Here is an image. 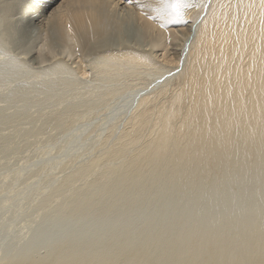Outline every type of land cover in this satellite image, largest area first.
Returning <instances> with one entry per match:
<instances>
[{
  "label": "rangeland",
  "instance_id": "1",
  "mask_svg": "<svg viewBox=\"0 0 264 264\" xmlns=\"http://www.w3.org/2000/svg\"><path fill=\"white\" fill-rule=\"evenodd\" d=\"M41 1L0 0V263L127 264L129 259L128 264H175L174 258L181 255L177 256L176 261L179 259V262L176 264L181 260L180 264L189 262L191 257L194 262L196 258H203V261L199 258L197 263L192 262L194 264H202L206 261L205 258L209 259L203 264H256L255 259L262 264L264 253L261 252L264 250H259L264 247L262 144L258 143L259 146L256 143L257 148L263 152L262 154L257 149V154L253 150L256 148H253L255 142L248 143L251 145L245 147L244 140L240 139L243 141L241 146L236 143L240 140L234 143L240 148L244 145L245 149L242 150V147L240 150L234 145L241 152L236 153L238 150L234 148L233 154L227 153L229 157L224 154V149L222 153L228 157L225 161L222 154V158L218 153V157H215L216 150L212 152L214 155L202 151L204 158L209 155L205 161L202 157L200 160L199 152L193 157V161L196 159L197 162L193 163L192 158H188L186 161L191 163L186 162V165L184 158V163L180 166L178 156L174 155L177 157L174 161L179 165L176 166L179 171H176L174 162L171 165L174 168L170 169L165 164L166 161L162 162L167 166L165 168L161 159V166L157 165V168L153 162L152 165L149 162L141 163L143 166L138 164L140 167L137 164H132V167L130 163L134 170L131 171L129 166L127 172L124 168L122 171L117 169V172L115 167L116 173L113 171V174H109L110 167L114 166L112 161L118 162V157L111 159L106 150L109 148L100 147L102 143L103 146L106 144L105 138L111 130L112 134L116 132L115 141L121 139L119 132H123L124 126H130L127 119L131 118L129 116L135 108L137 110L136 106L142 98L154 92L155 95L152 96H158V91L161 88L166 90L167 85L170 88L172 86V89L177 88L179 78L186 69L184 63H189L188 50L191 51L197 24H193V19L196 21L205 0H181L180 8L184 9H179L178 12L175 8L176 1L172 0L175 14L180 15L178 22L167 27L169 30L173 28V38L169 35L168 40L157 41L158 44L147 39L142 44H146L145 49L143 46L128 49L121 44L112 48L118 53L122 50L120 53L134 51L151 56L146 60L148 66L142 70L144 73L139 70V75L136 76L135 72L132 73L134 77L124 78L123 73L127 70L125 67L123 70H115L116 72L113 70L111 77L102 72L105 71L104 68H100L102 56L112 49H100L94 44L96 47H86L82 39L71 33L64 34L57 43L52 44L47 39L44 28L39 27L29 44L22 45L19 27L27 24L26 20H30L33 13L52 14V10L47 11L44 0ZM185 4L190 9L184 7ZM175 37L180 38L174 39ZM165 53L170 62L161 59V55ZM165 63L167 67L170 63V67L165 69ZM156 66L157 69L160 68L157 71L159 74L151 71L152 68L155 71ZM147 67L148 71H145ZM163 69H169V73ZM118 74H123L122 79ZM106 77L111 81H106ZM172 80L175 87L171 85ZM106 93L110 96L106 97ZM125 120L128 124H124ZM116 135L120 137L117 138ZM112 140L114 137L110 138ZM111 143L113 145L114 141ZM114 145L111 152L118 147ZM232 146L229 147L230 151ZM247 149L250 152H246ZM98 151L107 154H104L107 156L106 160H98V157H103V153L102 156L96 153ZM135 151L133 152L136 153ZM221 151L222 149L218 151L219 154ZM125 154L119 158L125 157L129 162L133 155L129 153L132 157L128 155L129 158L126 159ZM238 154H242L240 159ZM107 158L110 159L111 166L103 164ZM168 158L171 161L173 156ZM230 160L238 161L232 165ZM90 161L94 166L101 162L98 166H104L105 171L96 166L99 169L95 167L90 172ZM127 162L125 166L118 163H121V167H127ZM89 164L91 167L88 169ZM145 164L148 166L144 168ZM81 166L87 170H83ZM100 171L107 174L104 176ZM86 172L92 173V176ZM224 235L229 243L227 240L222 241ZM213 238L221 239H217L219 243L221 241V246H214L218 248V252L213 247L218 242L212 243L215 240ZM230 240L235 242L232 245H236V248L230 245ZM182 242H185L184 247L181 246ZM227 244L232 248L229 249ZM206 247L207 251L204 250ZM251 249L254 253L258 250L254 255L261 254V257L253 256L255 263L248 259L252 258ZM210 250L212 251L209 252ZM234 250H238V253L233 252ZM233 256L235 258L232 259ZM217 258L218 262H215Z\"/></svg>",
  "mask_w": 264,
  "mask_h": 264
},
{
  "label": "bare ground",
  "instance_id": "2",
  "mask_svg": "<svg viewBox=\"0 0 264 264\" xmlns=\"http://www.w3.org/2000/svg\"><path fill=\"white\" fill-rule=\"evenodd\" d=\"M44 2L47 7V11L52 10V14L49 15L46 12L44 15L33 13L30 16V20L29 19L26 20V22H28L27 24L25 23L24 25H21L19 29L17 28L19 30V33L21 34L20 39H21L22 45L27 46V44H29L28 42L30 41V38H32L35 34L38 33L37 32L38 28L43 27L45 30V33L48 36L47 39H49V42H51L52 44L57 43L64 36V34L68 35L69 33H71L73 35L78 36L80 39H82L83 44L86 47H91V46L96 47L97 46V48L105 47V49L106 48L115 49L114 47H116L117 44H121L122 46H126L127 48L133 47V46L137 48V47L143 46L142 45L143 42L147 39L151 41L152 43L155 42L158 44L157 41L164 42L165 40H168L169 35L171 38L172 37L171 35H174V33L172 34L173 31H171L173 30V28L169 30L167 27L178 22L180 18V15H178L177 13L175 14L174 12L172 0H163V2L162 0H44ZM188 6L189 5H187V7ZM156 9H159V11H156ZM188 9L190 8L188 7ZM29 15L27 16V18L29 17ZM183 15L185 16V14ZM197 18H199L198 21H197ZM197 18H195L196 21H194L193 19V24H195L196 22L197 24H196V29H195V35H193L194 38H192V40L194 39L193 44L191 42L192 44V47L190 49L191 51L188 50V52H190V56H189L190 58L188 59L189 63H184L186 64V66L183 65L186 67L185 71L183 72L182 75H181V72H179L178 74L179 77L181 75V78H179L180 82L178 81L177 79L178 76L176 75L177 76L176 80L179 83L178 85L176 84L177 88L175 87V83L172 80L173 84L171 85H174L173 87L175 88L172 89L171 85H170L171 86L170 88L168 87L169 85H167L166 87V85L163 84L166 87L167 91L161 88L160 92L161 91L162 92L160 93L158 91L159 97L158 96L153 97L152 95H155V92H154V94L152 95L150 94L147 97L145 96L144 98H142L139 104H137L138 106H136L138 107L137 110L135 108L134 110L136 111L134 112L133 110L134 114L133 112L131 113L133 117L132 115H130L129 118L130 117L131 118L127 119L129 120L128 122H130L129 124L130 126L127 125L123 127L127 130L125 131L124 129L122 130L123 132H119L121 133L120 135H122L121 137L116 135L117 138L118 137L121 138V139L119 138L121 141L117 140L120 144H117L118 142L115 141L116 132H114L113 134L111 133V131H113L111 130L113 128L112 127L110 129L111 131L106 136L107 138H105L104 143H106L105 145H107V142L110 141V138L113 139L114 137V140H112L114 141L113 145L111 143L112 141L109 142L112 145V148L115 147L114 144L118 145V147H116L115 150H113V152L110 151L112 150V148L110 147L111 145L109 143L107 146L105 145L103 146V143L102 145L100 144L101 148H104V147L109 148V149L105 148L107 151H109L108 157L110 156L111 159L112 157H115L116 159L118 157L117 159L118 162H121L123 165L125 164V162L128 161L124 159L125 158L124 156H127L126 159H128L129 156L132 157L134 153L133 151L136 150L135 151L136 153H134L133 157L129 160V162H127L129 164V165H126L127 167H124L125 165L124 166L122 165L121 167V163L119 164L117 161H115L117 164H119L117 166V164L114 161H112V164L114 166L110 168L111 169L114 168V169L113 170L110 169L109 171V167H107V170L110 172V173L108 172L109 174L111 173L113 174V171L114 173H116V171L118 172L117 169H119V171L120 170L122 171L123 168L124 170L126 169V172H127L132 166V164H137L136 166L140 167V165L138 164L145 163V162H147L146 164H148L149 162L150 165L153 164L154 167L156 166L157 168V165L161 166L159 163V160L161 161V159H162L161 163L166 161L165 164L168 166L169 169L172 167L174 168V166H171L173 162H174L173 165H175V168H176V166L179 167V165H176L177 162L176 160L174 161V159H176L177 157H174V155L178 156L177 160L179 163L181 162L180 166L182 165V163H184L182 162L184 160H185V164L186 162L190 164L191 162L186 161L188 158L189 159L192 158L191 160L193 163L194 161L197 162L196 159H194L193 161V157L194 156L196 157V154L197 153L199 154V152L201 154L202 151H204L205 153L207 151L206 154L211 155L213 154L212 153L213 150H216L217 152L215 154L216 155L215 157H218L217 153L219 156H221V154L222 156H224L223 155L224 149H225L224 154L226 155L228 152H230V154L232 152L234 153V148H235L234 145H236L237 147V144L240 143L239 145L241 146L243 142V141L241 142V140H244L243 144H245V147L246 145H248V147L249 145H251L248 143L255 142V145L253 146V148L254 147L256 148H254L253 150H255L256 152L258 149V151H260V153L263 154L264 152L263 151L264 149V146H263L264 145V0H205L203 2V7L201 11L198 13ZM192 26L193 28H195L194 25ZM182 34H183V31H182ZM70 38H71L70 40H73L72 37ZM177 38H180V37H175L174 39H177ZM183 39L185 38L183 37ZM120 41L122 43H119ZM107 43H110V44H107ZM93 44L96 46H94ZM156 46L157 45H155V47ZM113 49L107 50L109 52L108 53L106 52L107 54L102 56L101 58L102 62H100L102 66L101 67L99 66L102 69L104 68L105 71H102V72L109 74V77H111L110 74L111 73L113 74L115 70L119 68H120L119 70H121L123 67L127 68V70L125 69L127 72L124 70L126 73L125 72L123 73L125 75L122 76L123 74H121L123 78L126 76L128 77L133 76L132 73H135V72L137 76L140 74V73L138 74L137 71L140 70L139 72H142V70H144V67L148 66L146 64L147 58L149 59L151 58V56H147L149 55L147 53H146L147 54L146 55L147 57H146L143 55L142 52L136 53L134 51H129V52L125 51L124 53H120V52H123L122 50L118 53L117 50L114 52ZM49 51H52V49L51 50L49 49ZM147 51H149V49ZM161 56H162V58L160 57L161 59L167 60L168 62H170L166 53ZM161 59L160 61L162 62L163 60ZM172 64L175 65V63H172ZM178 65L180 66V63ZM176 66H177V63H176ZM157 67L158 66H156L155 71L153 68L152 69L149 68V69H151L152 72L156 73L160 69V68L157 69ZM169 67H170V63H169ZM169 67H167L166 65L165 69ZM163 70H160L161 73L163 72ZM145 71H148V67H147V70ZM151 71L149 70V72ZM168 71L169 69L166 72L169 73ZM129 73H131V75H129ZM162 74H165V73H162ZM118 75L120 76V74ZM103 76H106V74ZM121 76L120 78L122 79ZM109 77H106L107 78L106 81H109ZM112 81H113V78H112ZM170 83L172 82L170 81ZM167 84H169V82ZM167 88L168 89L170 88L171 91L173 90V92L168 91ZM106 94H105L106 97L110 96ZM128 122L126 121V123L124 124H128ZM126 127H129V128H126ZM123 128L120 127V129H123ZM110 134L112 135L110 136ZM106 139H108L107 142H106ZM238 140L240 141L236 142ZM234 142H236L237 144ZM256 143L257 144L259 143L260 145L262 144L261 150L263 152H261V150L257 148L259 144L257 145ZM231 145H233L232 151H230V148H229ZM240 146L237 148L239 149ZM242 147H241L242 150H244L245 149L244 145ZM237 148L235 149L238 150ZM129 149L131 150L133 149V151L131 150L129 151ZM220 149H222V151L219 154ZM248 149L250 150V148ZM248 149L246 152H250ZM240 150H238L236 153L241 152ZM208 151H211V153H208ZM99 152L100 151L96 153H99ZM110 152L111 154H109ZM102 153H99V156L103 155V157H98V155H94V156L98 157V160L99 158H102V159L104 158L106 160L105 157L107 156L105 155L107 154L105 153L102 154ZM123 153L124 154L128 153V154L127 155L125 154L123 156L124 158H119V157H122ZM129 153L132 155H129ZM200 154H199V158L201 160V157L204 158V155L202 156V154L201 155ZM209 155H207V158L209 157ZM226 155L223 157V160L225 158L227 160L228 157L230 156V155L229 156L227 155L228 157H226ZM238 155L240 159V155L242 156V154H238ZM172 156L173 158H171V161H170L168 157H172ZM222 156L220 158H222ZM181 157H182V160L179 161V158L181 159ZM234 157L236 156L234 155ZM261 157L263 156L261 155ZM163 158L165 159L163 160ZM199 158L197 157V159ZM207 158L205 157L204 161ZM102 159H100V161ZM122 159L125 161H123ZM212 159L213 158H211V161H213ZM246 159H248V157ZM98 160L96 161L98 162ZM108 160L106 162H103V164L107 163L109 164L108 166H111L110 165L111 161L110 159ZM96 161H93V162L96 163ZM219 161L221 162V160ZM101 162L95 164L94 166V163L92 164V161H90L91 166L92 167L94 166L92 168L90 164L87 165L89 166L88 169L91 167L90 172H92L91 169H94L96 166L100 165ZM154 162L155 163L157 162V164L155 165ZM235 162H231V164L232 163L234 164ZM88 163H89V160L87 161V164ZM130 163H131V166H130ZM146 164L144 165V168L145 166L146 167L148 166ZM163 164L164 163H162V166L165 167V165ZM141 166L143 165L141 164ZM103 167L104 166H102V168L101 167L99 168H101L100 170L105 171ZM115 167H116V171H115ZM132 167H131V171L134 170V168ZM85 168L86 167H84L83 170ZM179 169H181V167ZM202 169H205V168H202ZM85 170H87V168ZM177 170L178 169L176 168V171ZM103 171L102 172L100 171V172L103 174ZM86 174L87 175L91 174L92 176V173L88 174V172H86ZM104 174H107V173L104 172ZM94 179H95V176H94ZM103 189H105V187ZM220 238H223V237L221 236ZM220 238H213L215 240L212 239L213 241L211 242L212 243L214 241L216 242L217 239L221 240ZM225 238L226 236L224 235V239L222 241H226L227 238L226 239ZM227 241H228L227 243H229V239ZM217 242L218 243H215V245L213 244V247L216 246V244L217 246L221 244V241L220 243L219 241ZM230 242H231L230 245L236 248V245L234 246L232 245V242L234 241L230 240ZM183 243L185 244V242H182L181 244L182 247H184ZM222 243L224 244V242ZM227 245L229 249L232 248L229 244ZM225 247H226V242H225ZM238 247L239 246L237 245V248ZM217 249H216V252H218ZM204 250L207 251L208 250L207 247L204 248ZM259 250L260 251L264 250V247L263 249H259ZM211 251L212 250H210L209 252ZM245 251L248 252L247 249ZM250 251L252 252V249ZM257 251L258 250H256L255 253ZM233 252H235V250ZM239 252L241 253V250ZM235 253H238V250ZM252 253H253L252 258L251 257L248 258L249 257L247 256L248 253L246 255H243V254L242 255L245 257L247 256L246 258L248 259H252L251 260L252 263L256 262V264H261L260 260L255 259V258L254 259L256 261L253 262L254 261L253 256L255 257L256 255H254L255 254L254 250ZM261 253H264V251ZM230 254H231V251H230ZM177 256L181 257V255H177ZM257 256L261 257V254L258 253ZM238 257L239 255H237V258ZM260 257L259 259H261ZM263 257L264 255H262V259L264 263ZM176 258H174L175 259L174 261L177 263L179 262V259L176 261ZM233 258L235 257L233 256L232 259ZM242 258L243 257H241V259ZM198 259L196 258L195 260L196 263L198 262ZM202 259L203 258H201V260ZM205 259L206 261H208L209 258H205ZM238 259L240 260V258ZM248 259H246V261ZM107 260H110V259H107ZM125 260H127V258H125ZM191 260H193L192 257H191ZM215 260H214L215 262H218V258ZM239 260L237 262H239ZM98 261L99 260H97V262ZM103 261L104 260H102V262ZM202 261L200 262L202 263ZM128 262H129V259H128ZM128 262L126 261L127 264ZM189 262H186V263L184 262L182 264H190L194 261H191L190 263ZM231 262L233 263V261ZM241 262H243V260ZM257 262H260V263H257ZM122 263H123V260H122ZM135 263L137 262L135 261ZM7 264H13V263H7ZM82 264H85V263H82ZM97 264H100V263H97ZM108 264L110 263L108 262Z\"/></svg>",
  "mask_w": 264,
  "mask_h": 264
},
{
  "label": "snow or ice",
  "instance_id": "3",
  "mask_svg": "<svg viewBox=\"0 0 264 264\" xmlns=\"http://www.w3.org/2000/svg\"><path fill=\"white\" fill-rule=\"evenodd\" d=\"M162 2H163V0H162ZM184 6L186 7L187 4H185ZM180 7H181V0H176L175 8H176L177 12L179 11ZM156 11H159V9H156Z\"/></svg>",
  "mask_w": 264,
  "mask_h": 264
}]
</instances>
